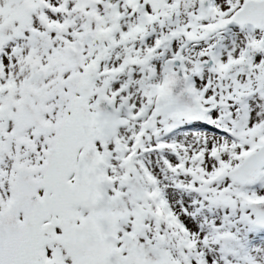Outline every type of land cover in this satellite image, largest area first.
Returning <instances> with one entry per match:
<instances>
[{"label": "snow or ice", "instance_id": "1", "mask_svg": "<svg viewBox=\"0 0 264 264\" xmlns=\"http://www.w3.org/2000/svg\"><path fill=\"white\" fill-rule=\"evenodd\" d=\"M0 264H264V0H0Z\"/></svg>", "mask_w": 264, "mask_h": 264}]
</instances>
